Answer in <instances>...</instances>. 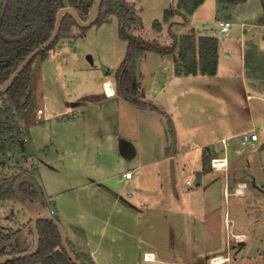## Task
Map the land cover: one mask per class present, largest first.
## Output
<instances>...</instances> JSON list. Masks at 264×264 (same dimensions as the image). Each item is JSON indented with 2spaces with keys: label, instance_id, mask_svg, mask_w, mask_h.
Listing matches in <instances>:
<instances>
[{
  "label": "rangeland",
  "instance_id": "obj_1",
  "mask_svg": "<svg viewBox=\"0 0 264 264\" xmlns=\"http://www.w3.org/2000/svg\"><path fill=\"white\" fill-rule=\"evenodd\" d=\"M173 1L141 0L140 7L143 9H134L137 23H127V31L133 35H142L145 39L156 37L152 24L155 20L163 19L164 9L172 6ZM179 1L177 0L174 8ZM178 18L184 20L182 16ZM220 18H226L223 12L219 14ZM117 19L113 14L107 21L90 27L76 24L75 34L81 35L75 39L74 47H66L64 51V54L68 52L72 55L60 56L61 67L71 68L67 73L55 76L48 70L46 75L44 66L52 67L51 58H57L58 55L54 48L70 33L34 58L28 103L22 111L16 112V121L23 130L24 143L15 151L8 150L6 156L0 154V179L11 181L23 169L37 176L34 169L40 166L37 169L42 171V176L37 179L39 186L44 188L46 198L27 199L24 194H20L16 199L0 200V235L10 236L0 247L16 251L29 247L34 240V235L30 233V220L41 210L57 216L68 232V240L80 248L76 249L77 253L84 252L97 264H166L165 261L209 264L211 256L226 253L228 257L223 258L228 261L224 264L264 263V229L260 224L263 218L255 221V216L264 217V190L259 186L263 191L262 197L257 195L254 200H249L248 196H225L224 191V178L228 174L231 179L240 175L251 183L259 181L256 178L260 176L263 180L261 182H264V153L259 155L249 145H237L236 149L230 147V152H227L230 160L227 171L215 173L211 181L203 179L200 184L203 164L205 169L211 168V157L225 154L224 143H215L212 150L205 147L186 155L187 158L197 156L200 162L192 168L196 172L191 173V176L184 178L185 174L179 169L180 158L175 156V170L170 160L162 166L158 164L154 169L144 170L147 175L144 179L139 178L140 173L136 170L135 179L130 183H113V179H105L108 172L119 174L134 167V161L126 158L130 155L126 153L128 144L124 140L122 143L118 137L139 138L140 126L144 124V120L137 118V109L120 100L108 101L102 108L97 104L86 107L77 114L73 123L65 118L66 110L69 109L66 102H73L74 97H79L85 90L83 98L87 97L86 100L90 102L98 101L101 97L99 90L97 86L91 89L89 82L101 79L105 71L117 73L123 62L128 42L120 35ZM191 31L196 32L194 29ZM182 35L174 38L172 30L170 41L162 42L173 45L174 41L179 42ZM158 41L161 42L159 39ZM178 47L179 43L176 52ZM147 52H142L136 59L137 66L144 73L143 86H138V98L146 101L147 77L151 82L153 68L173 67L174 63V58L162 59L156 51ZM45 55L48 56L44 57ZM46 58L48 61H45ZM249 68L252 74L251 66ZM176 80L177 77L174 76L172 82ZM149 85L148 91L156 97L155 101L170 109L167 111L169 118L163 123V134L166 130L165 138L172 152H179L194 145L195 140L199 141L200 137L191 133L194 127L200 129L199 118L194 116L190 120L191 116L186 112H183L185 116H181L180 106L182 108L189 103V96L185 97V93L181 92V97L177 100L176 95L180 91L178 85L173 83L160 86V83L153 81ZM248 90L247 93L253 92ZM235 96H240L243 102L245 112H242L250 110L253 114L254 100L250 105L243 90ZM218 97L224 99L225 95L220 93ZM157 106L156 113L165 116L162 115L165 114L163 107ZM120 110L123 115L121 119ZM100 115H107L108 120H101ZM198 117L203 119L202 116ZM183 124L187 129L181 133ZM26 132H29L32 141L35 140V145L26 141ZM187 132L189 134L185 136ZM260 134L261 130H258V135ZM29 136L27 135V139ZM154 140L153 152L145 155L157 157L160 154V140L156 137ZM50 141L53 142V148L48 146ZM262 141L263 137L260 143ZM135 142L137 144L139 140ZM120 145L126 153L124 157L120 154ZM138 145L139 143L136 146ZM31 147L43 150H36L37 157L33 155L31 158L28 153L24 155L25 150L32 151ZM20 148L24 150L21 151ZM238 155L243 156L241 163H247L242 170L234 168L238 161L234 159ZM202 156H205L204 162ZM43 162H54L51 163L54 169L45 170L47 166L44 167ZM174 172L177 185L173 181ZM47 193H55L53 200H47ZM211 194L213 196L210 197ZM253 221L255 224L251 227ZM247 223H250L249 227ZM242 232L247 233L250 239L244 244L236 243L233 234ZM253 234L256 235L255 239ZM148 250H154L164 263L156 261L153 253H149V259L154 261H146L144 253Z\"/></svg>",
  "mask_w": 264,
  "mask_h": 264
},
{
  "label": "crops",
  "instance_id": "obj_2",
  "mask_svg": "<svg viewBox=\"0 0 264 264\" xmlns=\"http://www.w3.org/2000/svg\"><path fill=\"white\" fill-rule=\"evenodd\" d=\"M134 9L138 11V9H143L140 7L141 0H127ZM177 0L173 1L172 6L167 7L164 9V12L166 9L174 8V5H176ZM140 7V8H139ZM178 6L176 7V9ZM223 12L226 16V18H220L219 14ZM138 13V12H137ZM139 14V13H138ZM183 17L184 20L178 18ZM108 19V18H107ZM106 19V21H107ZM138 19H141L140 17ZM118 21V19H117ZM139 21V20H138ZM230 21L231 26L230 30L227 32H220L219 29L222 26V23ZM140 22V21H139ZM162 22V29L161 30H155L156 37L147 38L146 40H156L159 43H161L164 46H171L170 44H167L166 42L162 41H170V33L173 30V37L175 38L176 35H184V34H195L197 37L199 36H215L218 40V47H217V54H218V62H217V70L215 74H208V73H202L199 72L195 75H177L175 73V62L173 60V67L166 66H160L153 68L152 76H151V82L150 79L147 77V101L146 106L139 107L130 101H128L126 98L122 97L117 92L116 87V74L112 72L105 71L104 75L101 77V79H98V81H91L89 82L91 89H93L95 86H97V90L99 95L98 101L90 102L87 99V97L83 98L86 90L82 91V95H79L74 97L73 102H66L67 109L66 110V116L65 118L70 119V123H73L76 119L75 117L77 114H80L86 107H89L91 104H97L98 106L103 107L104 104H106L108 101H123L124 103L130 105L133 107V109H137V118H143L144 124L140 126L139 130V138L128 137V138H122L121 135H119L118 138H120L121 142L126 141L128 144L127 147V155L126 158L129 160L134 161L133 162V168L129 167L124 172H121L119 174L108 172L105 175V179H108V181H114L113 183H125L128 184L131 181L135 179V171L137 170L140 174L139 178H145L146 172L144 170L146 169H152L154 166L164 165L165 162H169L170 160L174 161V170L175 168V158H180L179 163V169L182 171V174L185 177L191 176V173L196 172V170H192L194 165L196 163H200L197 159V156L195 157H189L187 158V154L195 152L197 150H202L203 148L207 147L212 150V147L216 144L224 143V155H214L212 158H221L226 160V166H223L221 169H215V168H209L204 170L205 164H203V174L200 176L201 182L203 183V179H205L207 182L211 181L213 178V175L215 173L218 174V172L221 171H227V166L230 163L229 157L227 155V152H230V147L233 149H236V146H250L253 151H256L259 155L264 153V73L262 74V68H264V0H243L238 3H229V2H221L220 0H204V2L199 5L192 13H190L186 8L182 7V9H179L178 11H175L174 16L170 18L168 21L161 20ZM214 23V25H213ZM142 26V24H140ZM75 26L74 25L70 31V34L68 37L56 48H54L57 58L52 57L51 63L52 67H45V73L47 75L48 70H50V73L52 75L58 76L64 73H67L71 68L67 69L65 66L61 67V58L60 56H70L71 53L66 52L64 54L66 47H74L75 39L79 38L81 33L75 34ZM137 26V25H136ZM153 26V24H152ZM138 28V27H137ZM192 29L196 30V32L191 31ZM136 36L143 37L142 35L134 34ZM148 37V35H146ZM144 38V37H143ZM158 38V39H157ZM66 41H70L71 43H66ZM155 52V51H154ZM149 53V51L147 52ZM158 53V52H156ZM164 59V57H168L170 59H173V53H167L162 54L159 53ZM44 55V54H43ZM48 55H45L44 57H47ZM159 58V59H161ZM248 58H249V65H248ZM45 61H48L46 58ZM251 66V72L250 74V68ZM136 64V74H137V83L138 86H143L142 78L144 76V73L142 72V68L140 67L138 69ZM75 72V68H73ZM158 74V75H157ZM174 76L177 77L176 82L174 81ZM44 79V76H43ZM153 81L155 83H160V86H166L167 84L173 83L175 86L178 85V88L180 91L177 93L176 98L179 100V97H181V92L185 93V97L189 96V103L186 104L185 107L180 106V110L182 112L181 116H185L183 112H186L188 114L189 119L192 120V117L197 116L199 118V121L201 123L200 129H197L194 127V130L191 132L193 134H197V136L200 137V140H195L194 145L191 144L190 147L181 149L179 152L176 151V153L172 152L171 147L168 146V141L166 140L167 132L165 130V133L163 134V123H166L167 118H169V111L170 109H166V107L162 106L160 102H156V97H153L151 93H149L148 88L149 84H151ZM97 82V83H96ZM140 83V85H139ZM95 84V85H94ZM108 85L111 88V91L108 90ZM94 86V87H93ZM174 86V87H175ZM181 88H186L182 89ZM139 89V88H138ZM250 89L253 92H248L247 90ZM46 90V88H45ZM84 90V89H83ZM221 90V91H220ZM240 90H243L246 94V100L251 105V101L254 100L253 103V114L249 110V112H245L243 109V102L240 99V96H235V94H239ZM232 91V92H231ZM249 91V90H248ZM217 92V93H216ZM225 95L224 99H221L218 97L219 94ZM98 97V96H97ZM63 98V97H62ZM83 98V99H82ZM91 100V98H89ZM89 102V103H88ZM60 105H62L60 103ZM116 106L115 104H113ZM160 105L161 108L163 107V112L165 116H161L160 114L156 113V109H158V106ZM243 110V112H242ZM40 112V111H39ZM180 112V113H181ZM168 113V114H167ZM218 115H222V117H219ZM107 115H100V119L104 120L106 119ZM122 112L120 110L119 117L121 119ZM202 116V118L198 117ZM108 120V119H106ZM139 120V119H138ZM185 119H183L184 122ZM206 120V121H205ZM111 121V119H110ZM30 126V125H28ZM187 128L184 127V124L182 128L180 129L181 133L186 130ZM254 130L258 133V130H261V134L258 137V140H248L243 141L241 134L246 131ZM26 134V141H29L35 145V140H31L29 136V132ZM189 133H185V136ZM27 135L29 138L27 139ZM159 138L161 148L160 154L157 157L148 156L145 155V153H151L153 152V138ZM263 137V141L260 143V139ZM51 140V139H50ZM136 140H139L136 146ZM231 141V142H230ZM243 141V142H242ZM141 142V143H140ZM144 142V144H142ZM189 143V142H186ZM141 144V146H140ZM123 145V144H122ZM120 145V154L122 157L126 155L124 151H122L123 146ZM48 146L53 148V142L50 141ZM28 148V146H27ZM26 148V149H27ZM32 148V147H31ZM42 148H32V151L25 150L24 155L27 153L32 158L33 155H35V158L37 157V151L41 150ZM43 150V149H42ZM47 150H50L49 148ZM222 150V149H221ZM176 156V157H175ZM175 157V158H174ZM243 157V156H242ZM242 157L240 155L237 156L236 164L234 165V168L238 170H242L247 166V163L243 162L241 163ZM205 159V156L201 157ZM206 160V159H205ZM33 163V162H32ZM51 163L54 162H43L45 170L46 169H54L53 165ZM51 165V166H50ZM40 166L35 167L34 171H36L37 176H34L31 174L26 176H32L35 180L37 178H40L42 176V171L39 169ZM154 169V168H153ZM165 169V167H163ZM108 169H106L107 171ZM129 170L133 171V175L131 178H127L125 176V173ZM192 170V172H190ZM49 172H51L49 170ZM150 172H147V174ZM160 176V172L158 173ZM166 175V174H165ZM205 177V178H203ZM258 180H254L253 183L248 181L247 179L242 178L239 176H234L233 179L228 175H225V196L234 195L235 197H247L249 200H254V198H257V195H260L262 197L263 191L259 189V186L264 190V182L260 176H258ZM138 181V179H137ZM174 184L177 185L176 176L174 172ZM38 182V179H37ZM41 182V181H40ZM242 183V184H241ZM40 184V183H39ZM244 185V187H243ZM42 186V185H41ZM231 188H233V191H231ZM43 190V197L46 198L44 188L42 186ZM242 190V191H240ZM245 190V191H244ZM48 192V191H47ZM261 193V194H259ZM213 196V194L210 195V197ZM47 200H53L55 197V193H47ZM41 212H47V211H38L37 214ZM36 214V215H37ZM262 229H264V217L262 216H255V221L257 219H262ZM252 222L251 227H254V222ZM72 224L74 225L73 221ZM248 227L250 223H247ZM68 233V232H66ZM262 234V231L261 233ZM259 234V236H260ZM234 240L236 243H247L249 238V235L245 232L242 233H234ZM242 235L244 238L243 240H238L237 236ZM68 236V234H67ZM255 236L253 234V239H255ZM74 245V244H73ZM74 247L77 249H80L75 244ZM84 253V252H83ZM153 253V257L156 258V261L164 263V261L159 257V255L154 250H148L144 253L145 254ZM222 256L227 258L228 255L224 254H216L209 258V264H211V258ZM228 261V259L226 260ZM166 264H181L176 263L172 261H165ZM251 262V261H250ZM233 264V263H229ZM252 264V262L250 263ZM259 264V263H258ZM264 264V263H262Z\"/></svg>",
  "mask_w": 264,
  "mask_h": 264
},
{
  "label": "trees",
  "instance_id": "obj_3",
  "mask_svg": "<svg viewBox=\"0 0 264 264\" xmlns=\"http://www.w3.org/2000/svg\"><path fill=\"white\" fill-rule=\"evenodd\" d=\"M95 1L2 0L0 2V84L4 83L14 73L29 53L49 39L60 9L72 6L83 20H87L89 11ZM220 1L238 3L243 0ZM203 2L204 0H180L177 9L165 10L164 21L170 20L175 11L182 9V7L192 13ZM98 8L99 14L95 23L104 22L110 15L115 14L119 22L120 35L128 42L126 55L118 68L116 79L118 94L131 103L139 107L146 106V102L138 98L136 74V59L142 52L173 53L177 75H195L199 72L216 73L218 40L215 36L202 35L197 37L195 34H184L180 37L179 42L177 40L171 46H164L156 40H146L127 31L126 24L137 21L134 7L127 0H102ZM76 24L71 15L65 14L56 40L39 54L50 49L62 36L70 33L72 27ZM153 26L159 31L162 29V22L155 20ZM178 43L179 47L176 52ZM34 58L23 69L13 84L6 91L0 92V154L3 156H6L8 150L15 151L24 143L23 130L16 121V112L22 111L28 103V90L32 83V62ZM20 149L21 151L24 150L23 148ZM205 168L206 166L204 170ZM26 175L30 174L26 169H23L11 181L5 182L6 180L0 179V200L18 198L15 187L16 182ZM20 193L24 194L27 199L39 198L37 190L30 183H23L20 187ZM31 222L32 219L30 220V233L33 235ZM38 229L41 240L39 249L35 254L11 259L0 264H75L62 245L59 229L53 221L40 220ZM9 237V235H3L2 237L0 235V244ZM68 242L72 251L83 264H97L85 253H77L73 243L69 240ZM33 244L34 240L29 244V247L18 251L13 248L8 250L7 247H0V257L27 252L33 247Z\"/></svg>",
  "mask_w": 264,
  "mask_h": 264
},
{
  "label": "water",
  "instance_id": "obj_4",
  "mask_svg": "<svg viewBox=\"0 0 264 264\" xmlns=\"http://www.w3.org/2000/svg\"><path fill=\"white\" fill-rule=\"evenodd\" d=\"M102 0H96L94 4L92 5L90 11H89V18L87 20H83L78 12L75 10L74 7L72 6H66L60 9V11L57 14V19L55 23L54 30L49 37V39L43 43L41 46L38 48L34 49L31 53L28 54V56L23 60V62L19 65V67L14 71V73L2 84H0V92L6 91L16 80V78L19 76V74L23 71V69L31 62V60L39 54L42 50L50 46L57 38L61 25H62V18L65 14L71 15L77 24H79L82 27H90L93 24H95L98 14H99V4ZM172 167L174 170V161L172 160ZM173 180H174V173H173ZM23 183H30L34 186V188L37 190L39 197H43V190L39 186L38 182L32 177V176H25L18 180L16 182V191L18 195H20V187ZM40 220H51L55 223V225L58 227L60 235H61V240H62V245L64 246L66 252L69 254L70 258L75 264H83L82 261L78 259L76 254L72 251V248L68 242V237L66 230L60 220L54 216L51 212H41L37 214L36 216L33 217L32 222H31V229L34 235V244L33 247L24 253H16V254H9L5 255L4 257H0V263L6 262L11 259L19 258V257H26V256H31L35 254L40 246V240H41V234L38 229V222Z\"/></svg>",
  "mask_w": 264,
  "mask_h": 264
},
{
  "label": "built area",
  "instance_id": "obj_5",
  "mask_svg": "<svg viewBox=\"0 0 264 264\" xmlns=\"http://www.w3.org/2000/svg\"><path fill=\"white\" fill-rule=\"evenodd\" d=\"M230 26H231V22L230 21H226V22L222 23V26L219 29V31L220 32H227V31L230 30ZM241 136H242L243 141H248V140L255 141V140H258V137H259L258 133L256 131H254V130L243 132L241 134ZM217 159H221V158H212L211 159V165L215 169H221L223 166H219V165L216 164L217 163L216 162ZM132 175H133V171L132 170H129V171H127L125 173V176L127 178H131ZM144 258L146 259V261H150V259L148 258V254L147 253L144 255ZM214 258H212L211 262H213Z\"/></svg>",
  "mask_w": 264,
  "mask_h": 264
},
{
  "label": "bare ground",
  "instance_id": "obj_6",
  "mask_svg": "<svg viewBox=\"0 0 264 264\" xmlns=\"http://www.w3.org/2000/svg\"><path fill=\"white\" fill-rule=\"evenodd\" d=\"M108 90L111 91V88L109 87V85H108ZM216 162H217L216 164L219 166H226V160L225 159H217ZM243 187H244V185H243ZM240 191H242V190H240ZM243 238L244 237L242 235L237 236L238 240H243ZM150 256H151V254H148V258H150ZM150 260H152V259H150ZM226 260L227 259L223 258L222 256H218V257L214 258L212 264H224L226 262ZM152 261H154V260H152Z\"/></svg>",
  "mask_w": 264,
  "mask_h": 264
}]
</instances>
